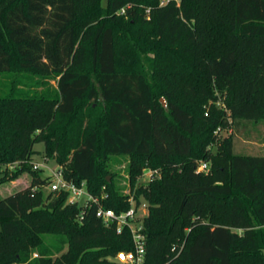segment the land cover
I'll use <instances>...</instances> for the list:
<instances>
[{
	"label": "trees",
	"instance_id": "obj_1",
	"mask_svg": "<svg viewBox=\"0 0 264 264\" xmlns=\"http://www.w3.org/2000/svg\"><path fill=\"white\" fill-rule=\"evenodd\" d=\"M101 1L0 0V73L57 77L54 94L0 95V164L22 162L0 183L30 176L0 195V264H122L133 249L97 204L44 195L35 143L116 213L130 205L106 180L111 156L130 159L132 184L160 171L133 193L149 203L144 264H264V155L216 134L264 120V0ZM218 96L225 109L208 104ZM46 234L66 251L54 256Z\"/></svg>",
	"mask_w": 264,
	"mask_h": 264
},
{
	"label": "rangeland",
	"instance_id": "obj_2",
	"mask_svg": "<svg viewBox=\"0 0 264 264\" xmlns=\"http://www.w3.org/2000/svg\"><path fill=\"white\" fill-rule=\"evenodd\" d=\"M101 4L105 6V0H102ZM149 55L152 54L149 53ZM13 76H17L18 84L14 85L12 83ZM56 81V76L40 77L30 72H21L18 74H14L13 72L0 73V95L6 94L12 86H16V89L20 90L18 93L25 95L39 96L43 94H54L56 92ZM161 99H164V97H160V100ZM213 103L217 108L225 109V103L222 97L218 96L217 99L208 101V104ZM208 104L206 108H208ZM229 123L230 126L222 130H217L216 134L218 138L229 135L233 137L234 153L264 155V120H240V123L233 124L232 119H230ZM34 149L37 150L38 153L33 155V163L40 164L39 169L42 177L49 176L51 174V169L57 168L56 163L52 159H45L42 143H35ZM129 165L130 159L127 156H111L107 163V168L110 172L106 177L107 182L112 181L114 187L119 190L121 194L126 196L128 194H133L138 186H147L149 183L146 179L137 178L134 184H132L129 174ZM145 168L150 167L145 166L141 173ZM1 176H3L2 173H0V177ZM29 181L30 176L27 173L21 174L16 179L5 180L0 183V195L6 196L21 190L29 184ZM43 192L44 195L48 194L49 191L47 187H43ZM140 203L144 204V207H140L138 214H145L146 216L148 214L149 203L142 197H140ZM44 241L53 249L54 256L61 254L67 249V244L60 243V238L56 235L46 234L44 235ZM57 249L59 250L57 251ZM35 256H37V254L33 252L32 257Z\"/></svg>",
	"mask_w": 264,
	"mask_h": 264
},
{
	"label": "built area",
	"instance_id": "obj_3",
	"mask_svg": "<svg viewBox=\"0 0 264 264\" xmlns=\"http://www.w3.org/2000/svg\"><path fill=\"white\" fill-rule=\"evenodd\" d=\"M21 161H15L9 164H0V173H4L6 170H14L21 166ZM32 169L40 168V164L30 162ZM209 164L206 161H199L196 171L207 173ZM160 171L158 169L145 168L138 178L146 179L151 182L155 178L159 177ZM50 180L47 187L49 192H58L61 190L68 192V203H79V205H89L91 203L97 204L96 216L99 217L105 225L115 224L116 231L121 232L123 227H127L131 234L133 249L127 252H120L116 256V260L122 264H144L145 263V236L142 232L143 224L142 219L145 214H138L140 207H144V204H137L134 194H128L127 201L129 202V208L120 213H116L114 210L104 208L100 204V199H104L108 196L106 192H102L100 197L90 194L85 187V183L76 185L74 182L66 180L61 171V167L57 166L56 169H51L49 175ZM104 188V186H102ZM142 209V208H141Z\"/></svg>",
	"mask_w": 264,
	"mask_h": 264
},
{
	"label": "water",
	"instance_id": "obj_4",
	"mask_svg": "<svg viewBox=\"0 0 264 264\" xmlns=\"http://www.w3.org/2000/svg\"><path fill=\"white\" fill-rule=\"evenodd\" d=\"M162 105L165 106V101L164 99H161Z\"/></svg>",
	"mask_w": 264,
	"mask_h": 264
}]
</instances>
